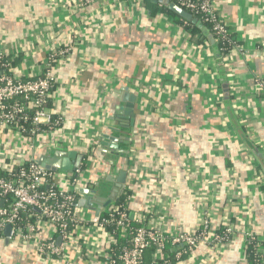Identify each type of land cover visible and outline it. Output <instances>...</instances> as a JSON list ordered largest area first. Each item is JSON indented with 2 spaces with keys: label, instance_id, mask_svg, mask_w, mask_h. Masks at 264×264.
Instances as JSON below:
<instances>
[{
  "label": "crops",
  "instance_id": "1",
  "mask_svg": "<svg viewBox=\"0 0 264 264\" xmlns=\"http://www.w3.org/2000/svg\"><path fill=\"white\" fill-rule=\"evenodd\" d=\"M80 2L0 0V52L14 76H35L50 50L71 47L53 66L50 106L61 123L32 140L0 125V168L48 148L76 150L81 183L99 184L100 196L126 171L131 220L148 208L163 231H193L206 212L214 229L231 227L228 243L206 237L169 264H242L244 233L264 237V0H212L244 51L223 59V73L202 23L205 38L153 0ZM125 92L134 96L133 126ZM110 205L99 215L80 208L85 222L71 231L65 260L104 264L109 237L92 219ZM0 264L61 262L1 231Z\"/></svg>",
  "mask_w": 264,
  "mask_h": 264
},
{
  "label": "built area",
  "instance_id": "2",
  "mask_svg": "<svg viewBox=\"0 0 264 264\" xmlns=\"http://www.w3.org/2000/svg\"><path fill=\"white\" fill-rule=\"evenodd\" d=\"M94 0H81L85 5ZM190 13H198L205 21L212 23L216 36L226 39L231 51L242 48L227 30V25L214 12L212 0H169ZM214 38V37H213ZM215 40V38H214ZM216 41V40H215ZM71 50L69 46L50 50L41 71L33 77L19 78L12 74L11 66L0 52V125L13 128L25 138L33 139L41 132L54 130L61 123L62 115L51 107V91L55 83L53 66ZM54 63V64H53ZM259 89L264 87L263 79L257 80ZM45 128H41V127ZM27 133V135H26ZM31 146H33L31 144ZM81 165L73 176L67 173L47 170L39 166L32 157L3 164L0 170V232L10 225L8 240L31 243L39 257L61 264H74L64 259V249L70 243L71 231L81 226L85 218L77 205L81 183ZM59 177L68 179L64 187ZM127 177V176H126ZM131 187H125L122 202H113L104 216H97L92 223L106 230L109 244L101 253L104 264H145V251L153 247L152 264H169V256L164 254L168 245L174 248L176 257L191 251L206 237L211 242L228 243L232 229L225 226L222 233L211 226L206 212L193 231L165 232L152 218L157 216L153 209H145L133 220L129 219L127 204L131 197ZM122 193V194H123ZM158 213V212H157ZM52 231L47 233V231ZM119 232V233H118ZM41 234V237H37ZM37 235V236H36ZM117 235L124 240L118 243ZM57 238L60 242L57 243ZM244 246L254 245L255 256L264 264V237L252 232L244 233ZM178 245L183 249H176ZM242 264H250L244 258Z\"/></svg>",
  "mask_w": 264,
  "mask_h": 264
},
{
  "label": "water",
  "instance_id": "3",
  "mask_svg": "<svg viewBox=\"0 0 264 264\" xmlns=\"http://www.w3.org/2000/svg\"><path fill=\"white\" fill-rule=\"evenodd\" d=\"M155 2H159L161 5L167 7L169 10L177 14L182 19L189 21L197 26H201V22L197 20L190 12L180 7L176 3L169 0H153ZM213 41V35H211ZM216 44V42H215ZM216 56L219 59V71L223 73V58L221 53L216 45ZM122 98L129 100L130 104L126 105L127 109L125 110V114H128L130 119V126H133L134 114L132 112V102L134 100V96L130 94H122ZM105 137V135H104ZM103 144V142H100ZM49 152L39 153L37 156H33V160L41 167L51 170V171H59L67 174H72L74 170H76L81 164L83 155L76 150L66 151L60 150L58 148H48ZM125 180H126V171L122 170L117 178L115 179L114 186L111 192L107 196H100L96 192L98 190L99 184H90L87 187L79 188L78 195L81 194V198L77 200V205L80 208H89L97 211L99 215L100 210L109 204L115 202L118 197L124 192L125 189ZM0 206H2V201H0ZM10 231V225H6L4 228V235L6 237V241L8 240V235ZM60 242V238H57V243Z\"/></svg>",
  "mask_w": 264,
  "mask_h": 264
},
{
  "label": "trees",
  "instance_id": "4",
  "mask_svg": "<svg viewBox=\"0 0 264 264\" xmlns=\"http://www.w3.org/2000/svg\"><path fill=\"white\" fill-rule=\"evenodd\" d=\"M160 8L163 12L171 15L172 17L176 18L177 20H179L183 25L184 27L190 32V34L194 35V34H200L201 38H205V35L202 34V28H198L195 24L189 22V21H186L182 18H180L177 14H175L174 12H172L171 10H169L167 7L163 6V5H160ZM191 12V11H190ZM194 17L197 18L198 21H200L203 25V28L207 29L208 32L213 35V37L215 38V42H216V45L221 53V56L223 59H225L227 57V55L231 52V46L228 45L227 43V40L226 39H221V38H218L216 36V34L214 33L213 29H212V23L211 22H208V21H205L202 16L198 13H191ZM227 30L229 32L232 33V30L227 27ZM6 60V59H5ZM8 61V60H6ZM54 64V63H53ZM263 79V85H264V78ZM262 91H264V87L262 89H260ZM57 127V126H55ZM41 128H45V127H41ZM27 135V133H26ZM84 165V163L82 164V166ZM81 166V167H82ZM0 174H2V171L0 170ZM69 177H72L73 176V173L72 174H68ZM125 197V193L121 194L118 199L116 200V203L118 202H122V200L124 199ZM105 214H103L102 216H104ZM113 227H107L106 230H111ZM219 233H222L223 232V229L222 228H219L218 229ZM119 233V232H118ZM117 237H119L117 235ZM120 238V237H119ZM254 245L252 243H247L245 246H244V253H245V258H247L248 262L250 264H261L260 260L256 258L255 256V250H254ZM176 249H183V246L181 245H178V248ZM153 252H154V248L151 247V248H148L146 251H145V257H144V263L145 264H152L153 262V258H152V255H153ZM175 253V250L174 248H170L168 245L165 247V250H164V254H167L170 256L169 260L170 262L172 261L171 260V256Z\"/></svg>",
  "mask_w": 264,
  "mask_h": 264
}]
</instances>
